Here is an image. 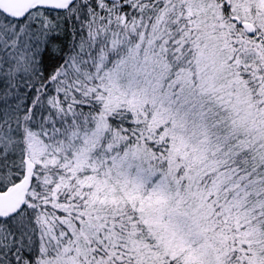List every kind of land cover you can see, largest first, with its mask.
<instances>
[{
	"label": "snow or ice",
	"instance_id": "snow-or-ice-1",
	"mask_svg": "<svg viewBox=\"0 0 264 264\" xmlns=\"http://www.w3.org/2000/svg\"><path fill=\"white\" fill-rule=\"evenodd\" d=\"M0 264H264V0H0Z\"/></svg>",
	"mask_w": 264,
	"mask_h": 264
}]
</instances>
